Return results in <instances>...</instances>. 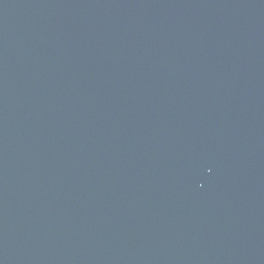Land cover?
Here are the masks:
<instances>
[{"label": "water", "instance_id": "95a60500", "mask_svg": "<svg viewBox=\"0 0 264 264\" xmlns=\"http://www.w3.org/2000/svg\"><path fill=\"white\" fill-rule=\"evenodd\" d=\"M0 264H264V0H0Z\"/></svg>", "mask_w": 264, "mask_h": 264}]
</instances>
